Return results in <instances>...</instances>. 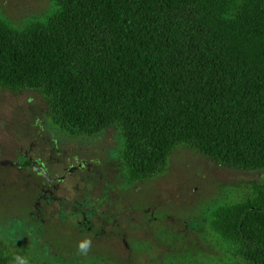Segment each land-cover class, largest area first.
<instances>
[{
    "label": "trees",
    "instance_id": "trees-1",
    "mask_svg": "<svg viewBox=\"0 0 264 264\" xmlns=\"http://www.w3.org/2000/svg\"><path fill=\"white\" fill-rule=\"evenodd\" d=\"M50 3L21 26L0 13V89L40 92L64 133L114 129L122 171L137 182L164 172L179 146L264 171V0ZM194 217L209 251L164 231L169 250L153 264H264V181L228 189ZM1 229L0 264H75Z\"/></svg>",
    "mask_w": 264,
    "mask_h": 264
},
{
    "label": "flooded vegetation",
    "instance_id": "flooded-vegetation-1",
    "mask_svg": "<svg viewBox=\"0 0 264 264\" xmlns=\"http://www.w3.org/2000/svg\"><path fill=\"white\" fill-rule=\"evenodd\" d=\"M3 12L0 6V13ZM48 116L49 112L34 125V128L32 127L30 133L28 132L26 138L30 137L29 144L22 145L16 158L8 156L4 151V154L0 153V174H8L13 170L17 181L23 182V192L28 194L29 203H35L32 209L28 207L26 220L19 219L18 214H15V217L18 216L16 218L18 221H15V218H6L3 221L5 223L1 227L8 234L7 236H12L11 239L14 237L15 241L19 240V242L24 239L21 243L27 242L25 237L30 236L34 245L45 255L54 254L56 257H60L58 254L60 251L55 250H62L61 245L66 242H59L58 237L55 241L47 235L48 226L52 221V224L61 230L66 229V232H69L77 229L83 237L93 239L97 243H113L115 246L122 243L131 251L130 258L136 257V245L131 232L134 228L139 234L138 230L142 225H145L143 237L147 239L149 235L151 237V233H158L156 237L165 241L162 233L166 231L170 233L171 241L183 242L184 231L180 226L187 223L186 227H189L192 225L189 224L191 222H185V218L176 215V223L169 229L167 224L173 221L169 214L161 212L162 210L156 212L153 210L149 213L148 204L139 207L138 202H134L137 185L143 184L152 177L137 182L125 175L120 163L121 140L114 129L109 128L95 136L72 135L51 125ZM109 130L115 132V144L109 148L103 145L100 147L99 142ZM90 146L97 147L93 150ZM83 149L86 150L87 156L78 153ZM69 154L70 157L66 161L65 158ZM55 169L63 172H56ZM75 183L74 193H65V189H70ZM80 184L85 190V196L80 194V191L77 192ZM58 193H62L63 196L59 197ZM140 212L147 224L138 221L137 218L141 217ZM192 223L194 229V222ZM60 224L66 228H60ZM12 228L13 231H10ZM129 239L133 241L132 245ZM153 247L152 245L151 248ZM106 262L108 261L104 260L105 264ZM129 262H132V259L127 263Z\"/></svg>",
    "mask_w": 264,
    "mask_h": 264
},
{
    "label": "rangeland",
    "instance_id": "rangeland-1",
    "mask_svg": "<svg viewBox=\"0 0 264 264\" xmlns=\"http://www.w3.org/2000/svg\"><path fill=\"white\" fill-rule=\"evenodd\" d=\"M0 6L3 8V14L6 18L21 26L30 19L45 16L51 7V3L50 0H0ZM48 112V102L40 92L12 93L0 89V153L4 151L8 156L16 158L22 145L25 146L26 144L28 146L29 144L30 137L29 139L26 138L28 132L30 133L32 127L34 128V125L38 124L40 119L46 116ZM114 134L113 130L107 131L103 140L99 142V146L102 147L103 145L105 148H109L115 144ZM96 147L90 146L93 150ZM100 147L99 150L101 149ZM78 153L87 156L85 149L82 152L78 151ZM68 157H70V154L65 158L66 161ZM55 171L63 172L56 169ZM13 173L14 171L11 170L8 174H0V226L3 225V221L6 218H15L14 220L18 221L16 218L19 216V219L26 220L28 207L32 209L35 204L34 202L29 203L28 194L23 192V182L19 183L16 174ZM68 179L70 180V178ZM262 181H264V171H244L220 166L190 147L179 146L172 150L164 172L148 179L143 184L137 185V195H135L134 202H138L139 207H144L148 204L149 213L153 210L155 212L162 210L161 212L169 214L171 216L170 219L173 221L167 225L171 229L176 223V215L185 218V222H191L189 224L193 225L195 213L200 212L201 207L210 206L216 197L222 196L228 189L238 187L242 183ZM75 186L76 183L72 184L70 189L66 188L65 193H74L73 187ZM79 191L80 194L85 196L86 193L82 184L78 186L77 192ZM58 196L62 197L63 194L58 193ZM137 196L138 200H136ZM157 206L160 207L157 208ZM58 208L56 207V209ZM178 210H181V212ZM15 214H18V216L15 217ZM136 215L138 217L137 212ZM140 215V219L137 218L138 221L146 223V220L142 219V212H140ZM52 222L48 226L47 235H50L55 241L56 237H58L59 242H66L61 245L64 251L55 250L56 252H61H58L59 261L61 259L66 261L73 260L75 264H82L86 261L92 262L95 258L101 264H105L104 260L108 261L106 264H117L120 261L125 264L132 259V262L127 264H153L152 256L161 259L169 250L167 245L156 237L158 233H151V237L149 235L148 239L143 237L145 235V225H142L139 227V234L135 232L134 228L133 232H131V237L136 245V257L134 258H130L129 254L131 251L122 243H119V246H115L113 243H97L93 239L91 240L90 250L86 254H82L78 251L77 244L81 240L90 238L83 237L77 232V229L69 232H66L67 230L63 228L61 230ZM186 224L180 226L184 234L188 235L186 246L199 251H209V245L193 233L195 232L192 229L193 226L186 227ZM61 227H64V225L60 224ZM175 228H177V225ZM0 233V236L4 237L1 227ZM11 240L21 243L24 239L19 242V240L15 241L13 237ZM25 240L33 247L35 246L32 237L26 236ZM133 241H130L131 245ZM152 245L154 246L152 255L144 253V248L148 252ZM52 255L54 256V254ZM139 257H143L140 262ZM119 258L121 259L119 260ZM87 262L85 264H89Z\"/></svg>",
    "mask_w": 264,
    "mask_h": 264
},
{
    "label": "clouds",
    "instance_id": "clouds-1",
    "mask_svg": "<svg viewBox=\"0 0 264 264\" xmlns=\"http://www.w3.org/2000/svg\"><path fill=\"white\" fill-rule=\"evenodd\" d=\"M91 239H84L78 242L77 247L78 251L82 254H86L88 250L91 248ZM15 264H28V261L26 258L16 256L15 258Z\"/></svg>",
    "mask_w": 264,
    "mask_h": 264
}]
</instances>
